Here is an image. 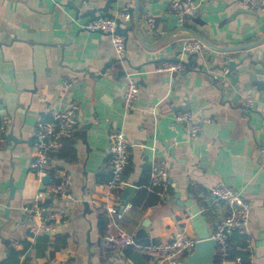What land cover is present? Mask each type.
<instances>
[{"label":"crops","instance_id":"crops-1","mask_svg":"<svg viewBox=\"0 0 264 264\" xmlns=\"http://www.w3.org/2000/svg\"><path fill=\"white\" fill-rule=\"evenodd\" d=\"M110 1L114 0H89L76 11L67 0H0V127L5 118L10 121L0 146V207L11 206L8 219L0 211V264L10 249L20 255L17 264L160 263L156 256L135 249L125 256L107 245L101 231L100 215L107 216L96 203L106 201L110 137L121 128L130 154L123 178L137 187L128 202L122 193L121 203H131L138 184L162 161L169 167L172 191L163 208L127 212L121 221L124 231H144L155 242L179 236L208 239L224 208L209 210L207 198L211 189L224 184L249 203L254 244L250 264H264V93L256 84L264 85V42L221 54L236 62L245 56V65L254 61L250 66L256 82L251 95L242 92L239 101L213 80L222 77L212 71L219 53L205 44L197 61L184 64L185 71L155 72L160 62L172 61L185 42L199 40L192 32L225 49L264 39V10H246L240 0H206L181 26L169 9L173 0H139L138 30L136 0H116L109 13L128 31L122 35L125 74H119L114 70L117 57L111 37L81 28L94 20L91 11L104 18L106 12L100 9ZM127 14L130 18L123 19ZM147 16L154 20L153 28ZM161 40V45L151 46ZM204 50L215 55L212 63L202 57ZM126 75L139 85L137 103L128 113L122 107ZM248 98L259 104L257 110L245 111ZM71 104L79 107V127L69 140L74 142V158H52L54 178L66 176L71 181V219L57 224L53 232L35 234L40 220L26 216L21 208L42 187L31 169L36 124L47 120L50 110ZM181 113H190L199 124L195 138L188 134L187 124L175 120ZM61 202L50 198L40 203L58 207ZM228 264H234V258Z\"/></svg>","mask_w":264,"mask_h":264},{"label":"built area","instance_id":"built-area-1","mask_svg":"<svg viewBox=\"0 0 264 264\" xmlns=\"http://www.w3.org/2000/svg\"><path fill=\"white\" fill-rule=\"evenodd\" d=\"M206 0H173L169 9L177 18L179 25H184L187 16L197 13ZM241 7L254 12L264 10L263 0H240ZM130 15H124L123 19H129ZM149 26L154 27V20L147 16ZM81 28L84 31L98 32L111 37L117 59L122 60L126 49V38L117 33L118 23L116 19L99 18L94 19ZM182 52L188 55H195L203 52L204 45L199 40H190L182 46ZM185 71L182 62L162 61L155 72L162 75H172ZM126 88L122 99V107L128 113L135 107L139 96V85L131 76L126 77ZM66 88L69 86L65 83ZM254 100L248 98L244 103L247 112L253 110ZM79 107L71 104L68 109H52L47 120H40L36 124L35 142L33 145L34 161L31 169L40 180L45 176H51L54 168L52 155H54L60 143L74 138L79 127ZM175 120L179 123L187 124V132L195 138L200 131L199 124L194 120L190 113H181ZM9 119L5 118L0 127V146L3 143L6 127ZM264 157V150H262ZM110 156V177L106 183V201L103 204L96 203L107 216V225L104 235L105 242L110 247L123 253L128 248L144 252L148 255L156 256L159 264H180L186 257L194 251L198 242L196 239L179 236L170 241H149L147 245L138 244L133 235L128 234L121 227L124 215L132 209L131 203H121V195L128 186L124 181V174L129 165V144L124 130H115L110 137L109 146ZM52 177V176H51ZM54 177H52L53 179ZM55 181L45 187L44 191L38 193L35 199L23 206L21 211L32 219L40 220V225L33 228L35 234L43 232H53L59 223L67 224L71 219V206L74 197L69 190L71 181L69 177H55ZM151 188L156 189L162 199L169 197L170 190V170L165 162H160L153 166L151 172ZM58 198L62 202L58 207H45L41 205L43 199ZM209 206L212 208H224V215L216 224L213 235L210 239L216 243V254L220 264H228L230 255L228 241L232 235L244 238V250L248 253V259L254 258V244L249 235L251 207L240 193L232 188L219 184L211 189L208 196ZM215 259V258H214ZM241 257L234 258V264H242Z\"/></svg>","mask_w":264,"mask_h":264},{"label":"water","instance_id":"water-1","mask_svg":"<svg viewBox=\"0 0 264 264\" xmlns=\"http://www.w3.org/2000/svg\"><path fill=\"white\" fill-rule=\"evenodd\" d=\"M67 6L68 7H72L73 9H75L76 11L78 9H82L84 4H89V0H67ZM116 0L114 1H110L107 3L106 7L100 9L102 10V12H106V14L104 15V18H111V19H115L114 15L109 13L110 10V6L112 3H115ZM92 4V3H91ZM92 7L96 8L95 5H91ZM140 6V1L136 0V4H135V11H134V15L136 17V26L137 29H140L139 26V17H138V9ZM92 19H99L100 17L96 16V14L91 11L88 13ZM117 23H118V30L117 33L119 35H127V30L122 29V22L120 19H116ZM127 24H130V21H128ZM192 34L197 37V39H199V41H202L203 44L207 45L208 47H211L215 50L218 51V56H217V61L218 64L216 66H214L212 68V71H217L219 72L222 77H219V79L214 78V81L218 82V86L220 89H222L225 93H230L232 92L234 94V98L235 100H241V93L242 92H246L248 96L251 95V90H252V86L253 83L256 82L255 77L253 76V70L251 69L250 65L254 64V61H251L249 63V65H245V56L243 57V59H241L240 61L236 62L233 60H229L228 56L221 55L222 53H228L231 52L232 50H239V51H245L248 49H251L253 47H256L257 45L261 44L262 42H264V39L250 44V45H245V46H241V47H236V48H220V47H216L212 44H210L207 40H205L202 36H200L197 33L192 32ZM163 43V40L159 41L156 44H153L151 46H153V48H156L157 46L161 45ZM166 50V49H165ZM165 52V56L167 55V52ZM199 54H195V55H188L186 53H183L181 50L174 53L173 54V59L172 61L175 62H182L184 64H188L191 60H195L197 61L199 58ZM202 57H205L208 61V63H212L213 60L215 59V55L213 54L212 51L210 50H204V53L202 54ZM121 62L122 60L117 59L116 58V63H114L115 67L114 70L120 72L119 74H125L124 68H122L121 66ZM250 66V67H249ZM111 67V66H109ZM203 65H199L198 67V72L203 71ZM114 71V72H115ZM127 76V75H126ZM260 90H262V92L264 93V85H259L258 83H256ZM234 100V101H235ZM259 104L255 103L253 106V110H257L258 109ZM252 110V111H253ZM85 126V127H84ZM82 129H87L88 127L86 125H84ZM83 135L85 136L86 133L83 132ZM84 143L86 144V142L84 141ZM53 182L52 177L51 176H45L42 179V187H41V191L45 190L46 186H49L51 183ZM11 188V196L14 194V190H13V186L10 185ZM137 190V187L135 185H128L124 192H123V201L124 202H128V200L132 197L133 193H135ZM179 196H177L178 198ZM13 198L10 199V201H12ZM10 203H8L6 205V207H0V211H2L4 213V217L6 219H8L9 217V212H10ZM215 254H216V243L214 240L208 238V239H204V240H199L194 248V251L192 252V254L190 256H188L187 259L182 260L180 264H215L214 258H215Z\"/></svg>","mask_w":264,"mask_h":264},{"label":"trees","instance_id":"trees-1","mask_svg":"<svg viewBox=\"0 0 264 264\" xmlns=\"http://www.w3.org/2000/svg\"><path fill=\"white\" fill-rule=\"evenodd\" d=\"M74 151V142L72 141H63L60 143V146L57 150V152L52 155V158H55L56 161L58 160H68L71 158H74V155L72 156V152ZM55 170L53 169L51 171V176L54 177ZM152 172V169H151ZM151 172L148 177H146L143 181H141L138 184L139 190L135 197L131 201L132 210H141L145 211L149 208H157V207H165V200L161 198L158 191L156 189H152L150 182H151ZM110 177V176H109ZM109 179V178H108ZM108 181V180H107ZM169 194H172L171 188L169 190ZM209 209V208H208ZM212 207L209 209L211 210ZM100 227L102 234L105 235L106 231V225H107V218L105 215H100ZM133 235L135 240L138 244L141 245H147L149 243L148 235L144 231H138ZM132 248H128L124 251L125 256L128 255L130 251H132ZM228 250L230 259H233L235 257H241L243 263L242 264H250V261L248 259V253L244 250V238L238 235H232L228 241ZM19 253L15 251L14 249H10L8 258L2 262V264H17L19 261ZM215 264H220V261L217 257L214 259Z\"/></svg>","mask_w":264,"mask_h":264}]
</instances>
